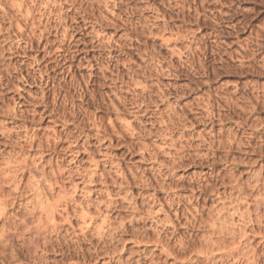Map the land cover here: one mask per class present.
<instances>
[{
  "label": "clouds",
  "instance_id": "9594fccd",
  "mask_svg": "<svg viewBox=\"0 0 264 264\" xmlns=\"http://www.w3.org/2000/svg\"><path fill=\"white\" fill-rule=\"evenodd\" d=\"M0 264H264V0H0Z\"/></svg>",
  "mask_w": 264,
  "mask_h": 264
}]
</instances>
